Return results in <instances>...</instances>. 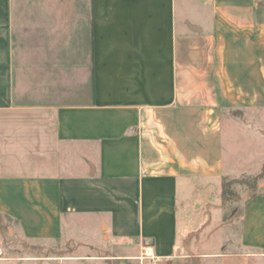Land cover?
I'll return each instance as SVG.
<instances>
[{
	"label": "crops",
	"instance_id": "1",
	"mask_svg": "<svg viewBox=\"0 0 264 264\" xmlns=\"http://www.w3.org/2000/svg\"><path fill=\"white\" fill-rule=\"evenodd\" d=\"M226 115L264 145V0H0V264H176ZM243 219L199 257L264 264Z\"/></svg>",
	"mask_w": 264,
	"mask_h": 264
},
{
	"label": "rangeland",
	"instance_id": "2",
	"mask_svg": "<svg viewBox=\"0 0 264 264\" xmlns=\"http://www.w3.org/2000/svg\"><path fill=\"white\" fill-rule=\"evenodd\" d=\"M228 118V115L224 117L225 164L229 168L236 166V174L225 178L231 180L235 177L243 179L244 182L233 183L231 198L221 203L223 206H215L222 198L223 180L200 181L202 184L198 188L202 189L204 195L199 196L196 201L203 203V199H207L211 204L185 206L184 211H181V223L185 222V227L181 229L179 237L176 264H211L208 259H201L198 254L211 250H235L234 244L229 241L237 238V234L242 231L245 221L243 218L248 209L259 196H264V164L261 167L264 161V145L253 134L243 130L239 123L232 124ZM261 172L263 176L258 180L259 186L256 189L245 183L254 180ZM189 217L190 222L186 223ZM6 236L9 237L8 234Z\"/></svg>",
	"mask_w": 264,
	"mask_h": 264
},
{
	"label": "trees",
	"instance_id": "3",
	"mask_svg": "<svg viewBox=\"0 0 264 264\" xmlns=\"http://www.w3.org/2000/svg\"><path fill=\"white\" fill-rule=\"evenodd\" d=\"M263 176V172H261L260 174L256 175L254 177V180H249L245 183H247V185L249 187H251L252 189H256L257 186H259L258 184V180L260 178H262ZM244 182V180L242 179H238V178H232L231 180H228L226 178L223 179V184H222V188H223V191H222V195H223V198L226 200L230 199L231 198V194L233 193V190H231V185L233 183H241V182ZM117 264H137L135 261H132V260H121V261H117Z\"/></svg>",
	"mask_w": 264,
	"mask_h": 264
},
{
	"label": "built area",
	"instance_id": "4",
	"mask_svg": "<svg viewBox=\"0 0 264 264\" xmlns=\"http://www.w3.org/2000/svg\"><path fill=\"white\" fill-rule=\"evenodd\" d=\"M153 264H159V261L156 258H152Z\"/></svg>",
	"mask_w": 264,
	"mask_h": 264
}]
</instances>
